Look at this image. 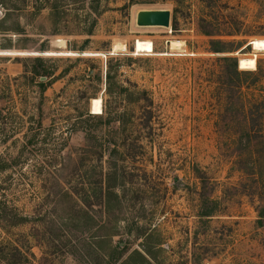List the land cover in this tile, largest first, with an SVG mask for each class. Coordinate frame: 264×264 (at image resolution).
<instances>
[{
	"label": "rangeland",
	"instance_id": "374dc122",
	"mask_svg": "<svg viewBox=\"0 0 264 264\" xmlns=\"http://www.w3.org/2000/svg\"><path fill=\"white\" fill-rule=\"evenodd\" d=\"M35 1H0V264H264V120L220 61L264 92V0Z\"/></svg>",
	"mask_w": 264,
	"mask_h": 264
},
{
	"label": "trees",
	"instance_id": "16d2710c",
	"mask_svg": "<svg viewBox=\"0 0 264 264\" xmlns=\"http://www.w3.org/2000/svg\"><path fill=\"white\" fill-rule=\"evenodd\" d=\"M2 3L5 2H18L19 0H0ZM21 3H23V0H20ZM35 9L37 11H40L42 7L49 6L48 8L54 12L57 11L56 2L52 3L51 0H36ZM172 27H174V19H172ZM204 34L208 37L212 36L209 32H204ZM224 45L220 41H214L211 40L209 42L210 51L217 55H222L226 53H233L234 50L232 49H226L224 48ZM230 45V44H229ZM247 48H250L248 45ZM220 61L223 64H226V71L224 72V79L225 81L222 82V86L224 87L225 91V99H226V105H227V112L229 110H237L241 114H243L244 122L246 126L251 125L253 127H259L260 129V123L264 120V92L263 90L259 89V83H260V76L258 74H251L249 72L239 71V64L238 61L235 58H228V57H220ZM34 76L38 77H46L47 75L45 73L39 74L38 72H33ZM249 78L251 81L250 83L246 84V79ZM39 87L44 90L45 84L44 82L38 83ZM249 96L247 103L245 96ZM89 118H99L98 115H92L88 111L85 114ZM247 137L250 140L249 142L252 143V141L256 140H264V132L258 131H248ZM201 179L203 181H206L205 177L203 176ZM204 214L201 215V217L209 218L212 217L213 212H203ZM259 214V220L262 221L264 219V215L262 214V211H260ZM147 255L149 252H145ZM142 257V256H141ZM143 261L146 263V260L144 257H142Z\"/></svg>",
	"mask_w": 264,
	"mask_h": 264
},
{
	"label": "water",
	"instance_id": "95a60500",
	"mask_svg": "<svg viewBox=\"0 0 264 264\" xmlns=\"http://www.w3.org/2000/svg\"><path fill=\"white\" fill-rule=\"evenodd\" d=\"M136 23L138 27L142 28L169 29L171 13L168 10L143 11L138 14Z\"/></svg>",
	"mask_w": 264,
	"mask_h": 264
},
{
	"label": "bare ground",
	"instance_id": "6f19581e",
	"mask_svg": "<svg viewBox=\"0 0 264 264\" xmlns=\"http://www.w3.org/2000/svg\"><path fill=\"white\" fill-rule=\"evenodd\" d=\"M254 50L257 52L264 51V40L256 39L253 41ZM255 66V62L252 59H241L239 60L240 69H252Z\"/></svg>",
	"mask_w": 264,
	"mask_h": 264
}]
</instances>
